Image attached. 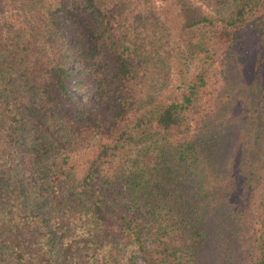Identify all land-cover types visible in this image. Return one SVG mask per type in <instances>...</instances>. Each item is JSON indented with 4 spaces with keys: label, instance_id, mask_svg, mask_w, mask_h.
I'll return each instance as SVG.
<instances>
[{
    "label": "trees",
    "instance_id": "1",
    "mask_svg": "<svg viewBox=\"0 0 264 264\" xmlns=\"http://www.w3.org/2000/svg\"><path fill=\"white\" fill-rule=\"evenodd\" d=\"M139 259L264 264V0H0V264Z\"/></svg>",
    "mask_w": 264,
    "mask_h": 264
},
{
    "label": "rangeland",
    "instance_id": "2",
    "mask_svg": "<svg viewBox=\"0 0 264 264\" xmlns=\"http://www.w3.org/2000/svg\"><path fill=\"white\" fill-rule=\"evenodd\" d=\"M158 5H160V2L159 1H158ZM178 40H180L179 34H177L176 31H172V32H170V34L167 37H166V33L164 34V39H163L162 43H164L165 41H171V47H173V46H176V44H178V43H175L174 41H177L178 42ZM222 56H223V52H221V50H217V57L216 58H218V60L214 64V67L215 68L218 67L219 62H220V58ZM173 64L174 63H172V65ZM170 72H171V79H172L171 85L172 86H175V85H177V81H178V76L176 74L177 70H175V68L173 67ZM220 82H221V77H220L219 74L218 75L217 74H214V76L209 79L208 85L205 88L206 91L203 94L204 95L203 96V99L201 100V104L202 103L204 104L206 102V100L209 97V94L215 93V89H217L216 87L219 85ZM88 92H90V91L89 90H80L77 93H78V95L80 97H83V96L85 97ZM92 98H94V95H92ZM258 214H259L258 211H256L255 212L256 219L258 217ZM256 219H254V221ZM146 244L149 246V238L148 237H147ZM138 264H145V263L143 262V260L139 259V263Z\"/></svg>",
    "mask_w": 264,
    "mask_h": 264
}]
</instances>
